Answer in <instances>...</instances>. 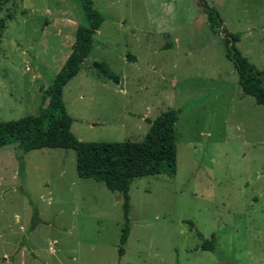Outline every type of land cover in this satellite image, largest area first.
<instances>
[{
    "label": "rangeland",
    "instance_id": "rangeland-1",
    "mask_svg": "<svg viewBox=\"0 0 264 264\" xmlns=\"http://www.w3.org/2000/svg\"><path fill=\"white\" fill-rule=\"evenodd\" d=\"M203 1L264 70V0ZM93 3L103 17L93 49L62 89L70 131L137 142L145 119L178 110L176 174L132 181L119 256L120 194L78 177L74 150L1 147L0 264H264V106L241 95L202 2ZM77 25H87L79 0H0V122L38 113ZM196 232L215 234V251L200 249Z\"/></svg>",
    "mask_w": 264,
    "mask_h": 264
},
{
    "label": "trees",
    "instance_id": "trees-1",
    "mask_svg": "<svg viewBox=\"0 0 264 264\" xmlns=\"http://www.w3.org/2000/svg\"><path fill=\"white\" fill-rule=\"evenodd\" d=\"M87 25H77L71 52L43 91L42 105L36 115L23 116L17 120L0 122V148L18 143L23 154L42 148H62L75 151V168L78 177L102 183L111 192L120 194L123 224L117 253L124 254L123 245L129 234V189L135 178L176 174L175 123L179 111L168 109L156 118L145 119L149 127L140 141L87 142L78 140L70 131L72 118L62 99L63 87L74 78L82 61L93 49V35L100 28L102 15L94 8L93 0H79ZM203 12L209 28L220 30L226 57L233 63L237 83L242 96H250L257 105L264 106V70L251 64L237 47L239 33H231L224 26L218 10L203 0ZM92 66L106 80L115 84L119 77L103 61ZM190 228H193L190 223ZM200 249L215 251L216 236L204 238Z\"/></svg>",
    "mask_w": 264,
    "mask_h": 264
}]
</instances>
